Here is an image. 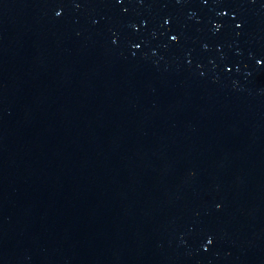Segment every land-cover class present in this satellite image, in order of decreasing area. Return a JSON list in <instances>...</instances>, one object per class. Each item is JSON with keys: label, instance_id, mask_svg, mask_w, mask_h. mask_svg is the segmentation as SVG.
I'll return each mask as SVG.
<instances>
[{"label": "water", "instance_id": "water-1", "mask_svg": "<svg viewBox=\"0 0 264 264\" xmlns=\"http://www.w3.org/2000/svg\"><path fill=\"white\" fill-rule=\"evenodd\" d=\"M261 59L264 0H0V264H264Z\"/></svg>", "mask_w": 264, "mask_h": 264}, {"label": "snow or ice", "instance_id": "snow-or-ice-1", "mask_svg": "<svg viewBox=\"0 0 264 264\" xmlns=\"http://www.w3.org/2000/svg\"><path fill=\"white\" fill-rule=\"evenodd\" d=\"M117 2L123 3V0H117ZM205 3H207V0H205ZM125 11H127V10H125ZM165 24H169V21L166 20L165 21ZM237 27H241V25L238 24ZM171 41L176 42V43H179L178 35H172L171 36ZM134 47L140 48V44L137 43V44L134 45ZM257 62L259 64H261V65H264V59L258 60ZM212 243H213V241L211 239H209L208 240V244L211 245Z\"/></svg>", "mask_w": 264, "mask_h": 264}]
</instances>
